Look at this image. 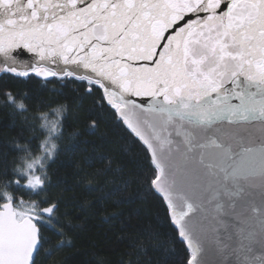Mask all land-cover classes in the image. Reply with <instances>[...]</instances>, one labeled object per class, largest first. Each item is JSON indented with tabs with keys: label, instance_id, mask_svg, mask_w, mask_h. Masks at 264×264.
<instances>
[{
	"label": "snow or ice",
	"instance_id": "snow-or-ice-1",
	"mask_svg": "<svg viewBox=\"0 0 264 264\" xmlns=\"http://www.w3.org/2000/svg\"><path fill=\"white\" fill-rule=\"evenodd\" d=\"M33 76L73 85L141 145L164 224L144 229L137 252L147 242L165 264H264V0H0V108L22 125L0 146V264L61 252L67 264L92 202L62 212L53 194L70 107L63 88L47 99L12 89ZM87 167L83 190H102L93 182L111 159L94 153Z\"/></svg>",
	"mask_w": 264,
	"mask_h": 264
},
{
	"label": "trees",
	"instance_id": "trees-1",
	"mask_svg": "<svg viewBox=\"0 0 264 264\" xmlns=\"http://www.w3.org/2000/svg\"><path fill=\"white\" fill-rule=\"evenodd\" d=\"M40 79L34 76L31 80L17 78L11 81V87L14 91L28 93L34 99L41 96L47 99L54 87L63 88L67 94L70 111L66 130L58 155L49 162L53 194L61 196L69 205L68 209L61 208L62 212H71L72 206L83 204L85 200L92 202V207L74 220L77 227L69 233V238L74 241L73 255L67 264H165V255L156 250L154 244L146 242V254L137 252L136 241L145 239L142 235L144 229L164 224L163 208L156 198L148 194L143 182L146 172L140 163L143 157L141 145L127 138L126 128L116 127L106 119L94 106L91 97L72 95L73 85L49 83L44 87L39 83ZM88 116L97 119L95 135L84 131ZM21 126V117H14L9 110L0 108V146L18 137ZM76 129L81 134L73 135ZM94 153L110 158L113 172L93 182L99 183L102 190L87 193L80 179L85 172L95 170L87 167ZM124 181L130 182L126 190L109 195ZM104 196L107 198L99 199ZM178 258L172 256L168 259L175 261ZM43 264H65V253L48 257Z\"/></svg>",
	"mask_w": 264,
	"mask_h": 264
},
{
	"label": "water",
	"instance_id": "water-1",
	"mask_svg": "<svg viewBox=\"0 0 264 264\" xmlns=\"http://www.w3.org/2000/svg\"><path fill=\"white\" fill-rule=\"evenodd\" d=\"M22 58H25V59H26V58H27V56H25V57H22Z\"/></svg>",
	"mask_w": 264,
	"mask_h": 264
}]
</instances>
